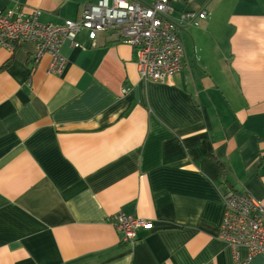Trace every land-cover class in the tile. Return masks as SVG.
I'll return each mask as SVG.
<instances>
[{
  "label": "crops",
  "instance_id": "0c3cea01",
  "mask_svg": "<svg viewBox=\"0 0 264 264\" xmlns=\"http://www.w3.org/2000/svg\"><path fill=\"white\" fill-rule=\"evenodd\" d=\"M99 1L0 0V11L59 25ZM179 4L171 20L206 18L179 28L182 69L165 85L144 83L112 34L93 46L79 33L84 50L65 41L59 77L32 43L0 48V264H235L218 240L223 194L264 206V0ZM118 213L152 228L123 245Z\"/></svg>",
  "mask_w": 264,
  "mask_h": 264
},
{
  "label": "built area",
  "instance_id": "2783aa9c",
  "mask_svg": "<svg viewBox=\"0 0 264 264\" xmlns=\"http://www.w3.org/2000/svg\"><path fill=\"white\" fill-rule=\"evenodd\" d=\"M100 0L85 7L76 21L64 20L59 25L38 22L39 12L26 14L20 10L0 11V48L13 52L22 43H32V60L50 57L48 75L61 76L67 61L59 50L65 41L84 50L75 42L81 32L87 34L94 46L99 34L115 35L122 44L130 46L137 55V68L144 83L165 85L182 69L184 48L178 36L180 27L204 20L206 13L184 12L177 21L170 15L176 3L192 4L197 0ZM126 90L122 91L125 94ZM224 214L218 240L229 246L235 264L236 251L246 249L249 258H264V206L246 193L228 190L223 194ZM113 225L120 243L133 247L140 230H149L152 224L133 215L118 213Z\"/></svg>",
  "mask_w": 264,
  "mask_h": 264
},
{
  "label": "rangeland",
  "instance_id": "374dc122",
  "mask_svg": "<svg viewBox=\"0 0 264 264\" xmlns=\"http://www.w3.org/2000/svg\"><path fill=\"white\" fill-rule=\"evenodd\" d=\"M175 5H180L179 3H176Z\"/></svg>",
  "mask_w": 264,
  "mask_h": 264
}]
</instances>
